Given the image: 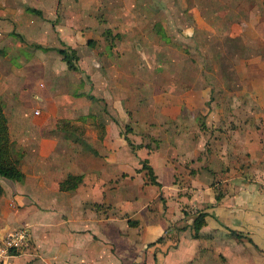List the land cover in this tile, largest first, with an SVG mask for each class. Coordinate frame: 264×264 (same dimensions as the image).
I'll return each mask as SVG.
<instances>
[{
    "label": "crops",
    "instance_id": "0c3cea01",
    "mask_svg": "<svg viewBox=\"0 0 264 264\" xmlns=\"http://www.w3.org/2000/svg\"><path fill=\"white\" fill-rule=\"evenodd\" d=\"M29 1L44 17L51 19L57 12L63 17L50 26H35L37 38L32 40L41 52L34 63L21 66L19 58L20 66H13L9 57L17 53L0 58L3 113L23 173L19 181L0 177V238L23 223L30 230L28 244L7 255L5 263L119 264V252L136 261L150 252L143 249L146 242L174 224L167 234L178 239L175 254L193 240L190 254L199 262L205 257L206 264H257L249 250L254 249L257 258L264 255V21L238 26L195 20L182 30L198 46L220 37H242L253 46L252 53L236 58L241 62L235 71L241 86L235 93L241 101L213 103L208 101L211 93H230L226 77L221 72L217 77L222 89L212 91L192 58L149 57L146 49L135 58L124 51L113 56L106 50L114 52L115 47L108 48L107 41L106 52L87 49V42L102 38L108 28L119 33L118 45L126 50L170 44L174 38L163 32L151 42L153 34L141 31V18H130L141 14L137 8L118 3L122 22L102 24L93 16L90 24L96 33L91 35L82 29L84 11L75 8L73 17L66 16V1L60 0V9L53 0ZM259 12L264 14V7ZM19 20L23 34L24 16ZM60 43L75 50L81 72L67 68L57 51ZM150 68L155 70L148 72ZM130 79H138L141 88H133ZM230 107L239 111L233 119L236 127L223 132ZM62 119L64 125L57 127ZM151 124L159 131L157 145L150 144L155 138L147 129ZM141 159L159 185L144 178ZM68 174L81 179L61 189L59 182ZM207 205H214L209 210L217 222L244 232L257 247L235 239L212 217L192 237L194 211ZM132 219L136 225L128 222ZM119 238L127 246L119 247ZM163 244L152 246L156 255ZM219 253L224 260L213 263Z\"/></svg>",
    "mask_w": 264,
    "mask_h": 264
},
{
    "label": "rangeland",
    "instance_id": "374dc122",
    "mask_svg": "<svg viewBox=\"0 0 264 264\" xmlns=\"http://www.w3.org/2000/svg\"><path fill=\"white\" fill-rule=\"evenodd\" d=\"M47 1L49 2L50 0ZM64 1H66V4L64 6L66 9L65 14H68L66 15L67 17H73V14L77 9H80L85 12V18H83L84 20L82 19V24L85 27L82 29L86 33H91V35H94L96 33L95 29L92 27L93 22L92 24H90L91 19H93V16L100 17V19L102 20H98L97 22L102 24H104L105 22L115 23L117 22V19L118 21L122 22L121 15L118 16L117 14L119 10L117 5L121 2L120 6L122 8H124V6L135 7L141 12L139 16L135 14L130 18H141V31L144 34H153L149 35L151 42H157L155 39L152 38L155 36L160 38L159 33L163 32L169 39L174 38L171 41L176 43H157V47H153L152 45L150 47L145 46L146 48L139 47L138 49L140 51H135L131 47H127L129 50H126V48L124 49V47L118 45V41L116 39L119 38V33H113V30H111V28H108L106 32H101L102 38H95L93 41H91L92 39H90L91 44L87 42L86 47L87 49H90L89 51L92 54L95 53L93 48H95L96 50L98 49L100 51L96 52V54H101L103 51H107L108 55L111 54L113 56H119L120 54H123L125 52L127 55H132L133 58H135V55L140 54V52L142 53V51L144 53L145 49V54L148 53L149 57H153L152 55H155L157 57L162 56L164 54L168 56L182 54L188 59L192 58L196 61L198 72H200L201 75L205 77V80H207L208 83L212 84V91H214L217 87L222 89V82L220 79H218L217 76L222 72L226 77V83L224 85L229 88L228 91L230 93L218 94L215 91V93H211L209 95L208 101L213 103L218 101L219 103L226 104H232L236 103L237 101H241V96L235 93L236 87L241 86V79H238L235 75V71L238 69L237 67L241 69V62H237L236 58L239 56L241 57L242 54H247V52L249 51L253 52V46H249L250 44L248 43V40L242 37L240 40H227L220 37L221 39L213 38L203 42L198 41L201 42V44L203 43L201 46H198L197 44H193L192 41H190L189 36L182 33V30H185L186 26L191 24L192 22H195V20L212 23V25H220L222 22H226L227 25L229 24L242 26L245 25L244 23H253V21H256V19L258 20V23H261V21H264V14H261L259 10L260 8L264 7V0H105V3H103V1L101 0ZM32 3L33 2L29 0H0V58L5 56L7 57L8 55H12L13 53H17L16 56L12 55L11 57H9L10 59L12 58L10 62L13 64V66L19 65V58L24 61L23 64H20L21 66H28L30 63L35 62L36 54H40L41 49L37 48L41 47L40 44L32 40L37 38L34 32V28L36 25L40 23H46L50 26L51 24L59 21L63 17L60 14L61 12L55 13V15H53V17L50 19L34 11H29L26 8L31 7ZM53 3L57 4L56 7L60 9V0H55V2L53 0ZM71 6L73 8H71ZM7 11L9 13H7ZM213 12L215 13L214 15L212 14ZM21 15H23L25 18V24L23 26V34L25 37L19 31V25L23 23H21L19 20L21 19ZM195 15L196 17H194ZM123 16L125 18H128V15L126 16L124 14ZM103 28L105 29V27ZM177 33H182L180 34L182 39ZM105 41L107 42L105 43ZM241 41L243 42L242 44L246 45L247 48H243L241 46ZM103 42L108 45V48H110L111 46L115 47L116 51H105L107 45L103 44ZM60 45H62V48L68 50V47H65L63 43H60ZM44 53L46 54L47 52ZM18 54H20V56H18ZM75 56L76 59L74 60V63L76 64L78 70L79 67L77 66V55L75 54ZM137 60H139V58H137ZM220 60L222 61V63ZM143 70L144 68L142 69V71ZM153 70L155 69L150 68L148 72L152 73ZM86 76L88 75L86 74L85 77ZM130 83L131 85H133V88H141V84L138 79H130ZM231 108L232 107H230V109L225 112L226 119H228L229 121L226 127L222 130L223 132H226L228 130V127L229 129H233L234 127H236V123H234L233 119L236 117V112L238 113L239 111H236L235 108L231 110ZM197 119L201 120L202 118L197 117ZM63 122H65V120L62 119L60 121V124L64 125ZM125 127L127 128L128 126ZM156 127V125L152 124L147 127L148 131L151 133L153 132L152 134L155 136V138L152 136V141L150 142V144L154 145H157V141H159V131H157L158 128ZM72 128L75 127L73 126ZM101 129L102 127L99 126L98 133L101 132ZM143 176L148 182L154 184L153 182H151V179L149 178L145 169ZM146 193H148V191ZM160 195H157V200L162 199L163 202L164 197ZM120 202L124 203L122 201H119V204ZM121 210L117 214L119 217L122 214ZM180 211L185 212V209L182 210L180 208ZM128 222L130 224L136 225L135 219L129 220ZM168 227L174 229L175 226L174 224H169L165 227V230L161 234L164 235V240H161L162 242H164V244L161 245L163 246L162 250L159 251L157 255L155 252L156 250L151 249L154 244L149 245L148 242H146L143 246V249L149 250L150 252L148 254L141 253V257L139 259H137L136 261H130L129 255H125L124 253L119 252V264H206V260H204L205 257L202 259L201 262H199L195 257H193V254L191 256L190 252L192 251V247L194 246L193 240L188 241L185 244V247L183 248L184 250L182 249V251L180 252L177 251L175 254L173 250L177 246L178 239L175 238V234H173L172 232H170L169 235L167 234ZM119 232L123 234L125 233L124 230L120 228ZM118 246L124 247L127 246V244L125 243L124 239L119 238ZM195 247L197 248L196 245ZM253 251L254 249H252L251 251L249 250V252H251L253 256V260L257 264H264V255L262 257L258 256L257 258V256L253 254ZM195 255L196 254H194V256ZM134 257H136V254L134 255ZM198 260L201 259L199 258ZM217 260H224L223 256L220 253L217 256H213V263Z\"/></svg>",
    "mask_w": 264,
    "mask_h": 264
},
{
    "label": "trees",
    "instance_id": "16d2710c",
    "mask_svg": "<svg viewBox=\"0 0 264 264\" xmlns=\"http://www.w3.org/2000/svg\"><path fill=\"white\" fill-rule=\"evenodd\" d=\"M29 11H34L38 14H41V11L34 7H27ZM88 43H91L90 40ZM58 53L61 55L62 60L65 61L66 66L68 69L76 70V64L74 60L76 56L74 54L73 48H58ZM57 127H60V121L56 123ZM127 143L131 145L128 138H125ZM20 156V152L16 151L13 146V142L9 138L8 134V127H7V120L3 113V103L0 97V177L7 178L9 180H16L19 181L23 178V173L18 168V158ZM141 168L145 169L151 182L156 184V180L154 178V174L151 170V167L146 163V159H141ZM81 179L80 175H72L68 174L62 181L59 182V187L61 189H69L76 185ZM158 184V183H157ZM2 188L0 186V194ZM215 198L218 199V195L215 194ZM214 205H207L203 208H197L194 211V215L192 216L189 227L192 237H197L198 229L201 225L206 223L207 217H212L216 220V216L213 214V210H209L210 208L213 209ZM186 215V212H183ZM217 222V220H216ZM217 226L223 228L229 235L235 237L237 240L246 239V241L250 246L257 247L256 244L252 241L251 238L247 237L246 234L238 229L231 228L229 226L224 225L222 222L218 221ZM246 237V238H245ZM164 239V235L158 236L153 241L148 242L149 245H152L156 242H159Z\"/></svg>",
    "mask_w": 264,
    "mask_h": 264
},
{
    "label": "built area",
    "instance_id": "2783aa9c",
    "mask_svg": "<svg viewBox=\"0 0 264 264\" xmlns=\"http://www.w3.org/2000/svg\"><path fill=\"white\" fill-rule=\"evenodd\" d=\"M35 112H37L35 110ZM30 230L26 223L8 230L0 238V264L5 263V257L23 249L29 242Z\"/></svg>",
    "mask_w": 264,
    "mask_h": 264
}]
</instances>
